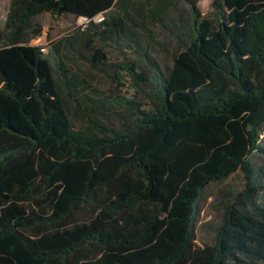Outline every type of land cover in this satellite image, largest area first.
<instances>
[{"label":"trees","instance_id":"obj_1","mask_svg":"<svg viewBox=\"0 0 264 264\" xmlns=\"http://www.w3.org/2000/svg\"><path fill=\"white\" fill-rule=\"evenodd\" d=\"M45 13L84 28L43 54L29 43ZM108 49L132 56L109 64ZM237 171L242 189L221 194L212 243L198 246L205 189ZM0 264H264V0H212L207 15L199 0H10Z\"/></svg>","mask_w":264,"mask_h":264},{"label":"rangeland","instance_id":"obj_2","mask_svg":"<svg viewBox=\"0 0 264 264\" xmlns=\"http://www.w3.org/2000/svg\"><path fill=\"white\" fill-rule=\"evenodd\" d=\"M211 3L212 0H199V7L203 15H207L211 12ZM10 0H0V28H2L4 21L9 10ZM99 19H95V22H98ZM32 24L35 26H40L43 31V40L46 42L48 47L57 42L60 38L68 36L77 31L78 28H84L85 22L83 19H76L70 14H63L60 17H52L51 15L45 13L32 20ZM34 26V27H35ZM33 27V28H34ZM157 34L156 39L165 43V37L158 31H155ZM166 44V43H165ZM34 45V39L33 43ZM166 53L157 54L159 63L161 65H171V54L173 52L172 46L165 45ZM124 56H132L131 52L124 51ZM109 53V64H116L122 60L124 56L118 54L117 52L108 49ZM71 70L81 76V78L86 79L87 82L95 89L100 91H106L110 87V81L100 75L99 73L92 70L88 64L84 61H72L67 62ZM122 83L124 84L123 93L126 97L132 95V83L133 81L126 73H121ZM127 94V95H126ZM76 128H80L81 125L79 122H75ZM256 153L252 154V162L262 163V158L259 157ZM244 180L240 172H235L229 176L221 184H212L209 185L200 200V205L202 206V213L199 218V228L197 230V245L201 246L204 243H212V237L214 235V228L219 223V213L220 211L216 209V205L220 202L223 197L222 193H229L233 195L234 193L240 191L243 187Z\"/></svg>","mask_w":264,"mask_h":264},{"label":"built area","instance_id":"obj_3","mask_svg":"<svg viewBox=\"0 0 264 264\" xmlns=\"http://www.w3.org/2000/svg\"><path fill=\"white\" fill-rule=\"evenodd\" d=\"M46 42L43 40V37L41 36H37L35 39H34V46H38L40 47V51L43 53V54H46L47 52V49H46Z\"/></svg>","mask_w":264,"mask_h":264},{"label":"crops","instance_id":"obj_4","mask_svg":"<svg viewBox=\"0 0 264 264\" xmlns=\"http://www.w3.org/2000/svg\"><path fill=\"white\" fill-rule=\"evenodd\" d=\"M43 34H44V31H43V29L41 28V32H40V34L38 35V36H41V37H43ZM35 37H33L31 40H30V43H29V45H31L32 46V43H33V39H34Z\"/></svg>","mask_w":264,"mask_h":264}]
</instances>
